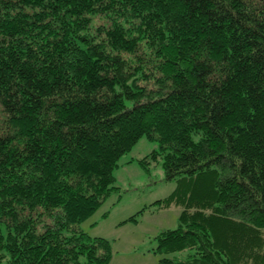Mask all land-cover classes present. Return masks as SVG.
Returning a JSON list of instances; mask_svg holds the SVG:
<instances>
[{"label":"trees","instance_id":"1","mask_svg":"<svg viewBox=\"0 0 264 264\" xmlns=\"http://www.w3.org/2000/svg\"><path fill=\"white\" fill-rule=\"evenodd\" d=\"M143 137L158 264H264V0H0V263L110 264L81 226Z\"/></svg>","mask_w":264,"mask_h":264},{"label":"rangeland","instance_id":"2","mask_svg":"<svg viewBox=\"0 0 264 264\" xmlns=\"http://www.w3.org/2000/svg\"><path fill=\"white\" fill-rule=\"evenodd\" d=\"M157 149L156 143L143 137L131 152L120 159L114 171L115 186L118 191L114 192L81 226L82 230L92 238H104L110 241L113 248L110 264H158L161 256L154 253L158 244L156 237L163 231L174 230L179 226V217L184 211V206L173 205L169 208H161L159 205H153L166 200L172 194L179 193L177 182L166 180L162 159L153 162L149 166V172L139 163ZM182 187L183 185L180 189ZM194 190L197 195L201 188ZM140 211L143 213L139 214ZM133 216H136L137 220L128 221ZM229 223L230 221H226V224H223L225 226L223 231L227 232L221 233V244L227 241V233L228 238L247 234L246 230ZM259 232L264 237V228ZM254 243L250 242L242 247H246L247 251V247ZM253 247L248 251L253 253L252 260L256 261L259 255L254 252L255 250L253 251ZM246 251L237 255L244 256ZM251 262L250 260L247 264ZM6 263L7 259L0 264Z\"/></svg>","mask_w":264,"mask_h":264}]
</instances>
